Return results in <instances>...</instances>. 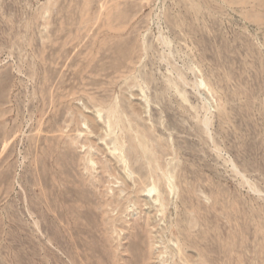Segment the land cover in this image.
<instances>
[{"label": "rangeland", "instance_id": "1", "mask_svg": "<svg viewBox=\"0 0 264 264\" xmlns=\"http://www.w3.org/2000/svg\"><path fill=\"white\" fill-rule=\"evenodd\" d=\"M164 263L264 264V0H0V264Z\"/></svg>", "mask_w": 264, "mask_h": 264}, {"label": "bare ground", "instance_id": "2", "mask_svg": "<svg viewBox=\"0 0 264 264\" xmlns=\"http://www.w3.org/2000/svg\"><path fill=\"white\" fill-rule=\"evenodd\" d=\"M180 79H181V78H180ZM110 112H111V111H110ZM114 113H115V112H114ZM114 113H113V114H114ZM108 115H109V113H108ZM114 115H115V114H114ZM115 116H116V115H115ZM205 116H206V115H205ZM205 116H204V117H205ZM107 117H108V116H107ZM117 117H118V116H117ZM110 118H111V117H110ZM110 118H109V119H110ZM207 119H208V118H207ZM207 119L204 121V118H203V121H204L203 124L205 125V127L208 125ZM107 121H108V120H107ZM109 121H111V120H109ZM108 125H109V124H108ZM97 127H98V126H97ZM106 127H107V126H106ZM203 127H204V126H203ZM205 127H204V128H205ZM207 128H208V127H207ZM96 129H97V128H96ZM205 129H206V128H205ZM106 130H107V128H106ZM207 130H208V129H207ZM109 131H110V130H109ZM107 132H108V131H107ZM144 138H145V137H144ZM144 138H143V139H144ZM145 139H146V138H145ZM96 140H97V139H96ZM140 140H141V139H140ZM115 142H116V141H115ZM117 142H118V141H117ZM138 143H139V142H138ZM117 144H118V143H117ZM143 145H144V144H143ZM116 146H117V145H116ZM120 146H121V145H120ZM120 148H121V147H120ZM120 148H119V149H120ZM114 149H115V148H114ZM121 151H123V150H121ZM144 151H145V149H144ZM112 152H114V151H112ZM120 153H121V152H120ZM123 154H124V153H123ZM144 154H145V153H144ZM146 154H147V153H146ZM151 155H152V154H151ZM149 157H150V156H149ZM121 158H122V157H121ZM144 158H145V155H144ZM123 159H125V158H123ZM123 159H122V160H123ZM125 160H126V159H125ZM90 162H91V161H90ZM122 162H124V160H123ZM124 163H125V162H124ZM127 163H128V162H127ZM123 165H124V164H123ZM126 166H127V164H126ZM128 167H129V166H128ZM124 168H125V166H124ZM234 168H235V167H234ZM149 170H150V169H149ZM161 171H162V170H161ZM235 171H236V170H235ZM154 181H155V180H154ZM155 183H156V182H155ZM64 184H65V183H64ZM152 184H153V182H152ZM126 185H127V184H126ZM153 185H154V184H153ZM61 186H62V185H61ZM123 186H124V185H123ZM155 188H156V186H155ZM155 188L152 187L150 191H154ZM157 190H158V189H157ZM142 191H143V190H142ZM152 193H153V192H152ZM152 193H151V194H152ZM142 194H143V193H142ZM151 194H150V195H151ZM156 194H158V193H156ZM152 195H154V194H152ZM159 195H160V192H159ZM148 196H149V195H148ZM157 196H158V195H157ZM146 197H147V196H146ZM149 197H151V196H149ZM146 199H147V198H146ZM157 199H158V198H157ZM157 199H156V200L153 199V202L156 203V202L158 201ZM154 200H155V201H154ZM159 200H160V199H159ZM144 201H145V199H144ZM146 201H147V200H146ZM148 202H149V201H148ZM151 202H152V201H151ZM147 204H148V203H147ZM149 204H150V203H149ZM156 204H157V203H156ZM151 205H152V204H151ZM156 206H157V205H155V207H156ZM160 206H161V205H160ZM162 206H163V205H162ZM162 206H161V208H162ZM145 211H146V210H145ZM157 214H158V213H157ZM164 264H165V263H164Z\"/></svg>", "mask_w": 264, "mask_h": 264}]
</instances>
